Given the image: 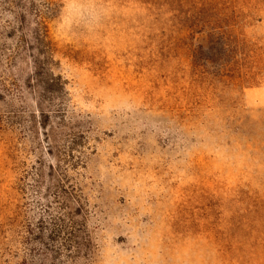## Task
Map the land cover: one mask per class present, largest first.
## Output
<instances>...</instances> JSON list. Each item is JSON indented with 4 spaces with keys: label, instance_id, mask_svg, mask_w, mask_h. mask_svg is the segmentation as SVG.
Segmentation results:
<instances>
[{
    "label": "rangeland",
    "instance_id": "obj_1",
    "mask_svg": "<svg viewBox=\"0 0 264 264\" xmlns=\"http://www.w3.org/2000/svg\"><path fill=\"white\" fill-rule=\"evenodd\" d=\"M246 1L0 0V264H264ZM235 28L263 71L222 88L208 61ZM30 55L61 90L37 99Z\"/></svg>",
    "mask_w": 264,
    "mask_h": 264
},
{
    "label": "trees",
    "instance_id": "obj_2",
    "mask_svg": "<svg viewBox=\"0 0 264 264\" xmlns=\"http://www.w3.org/2000/svg\"><path fill=\"white\" fill-rule=\"evenodd\" d=\"M240 5H245L246 0H238ZM226 21H224L227 27L225 30L221 31L220 28H215L212 30L213 34L216 36H221L225 33L231 32L230 30L233 26L238 27V19L235 16L227 17L225 15ZM237 28L234 29V35L230 38L227 43H222L223 54H220L215 49H212V53L218 56L216 61L209 60L208 63L212 64L214 68V77L218 84L222 88L232 87L236 89L243 79H254L255 76L259 75L263 71L262 68V53L259 49L253 46V43L247 42L248 40L242 33L236 32ZM43 43V40H42ZM44 44V43H43ZM45 46V45H43ZM37 54H40V50L36 48ZM46 54V53H45ZM33 64V71L31 73L30 82L27 84L32 87L33 93L37 94V99H42L49 93H55L61 90L62 84L59 77H54L48 70V64L51 62L49 57H44L43 59H38L36 56L30 55ZM200 56L193 55L192 64ZM201 65V64H200ZM40 99V100H41ZM43 113V112H40Z\"/></svg>",
    "mask_w": 264,
    "mask_h": 264
}]
</instances>
